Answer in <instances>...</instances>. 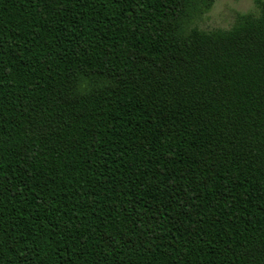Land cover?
Here are the masks:
<instances>
[{
	"label": "trees",
	"instance_id": "16d2710c",
	"mask_svg": "<svg viewBox=\"0 0 264 264\" xmlns=\"http://www.w3.org/2000/svg\"><path fill=\"white\" fill-rule=\"evenodd\" d=\"M0 0V264H264V0Z\"/></svg>",
	"mask_w": 264,
	"mask_h": 264
},
{
	"label": "rangeland",
	"instance_id": "374dc122",
	"mask_svg": "<svg viewBox=\"0 0 264 264\" xmlns=\"http://www.w3.org/2000/svg\"><path fill=\"white\" fill-rule=\"evenodd\" d=\"M257 14L256 0H215L211 10L196 22L203 31L229 30L240 14Z\"/></svg>",
	"mask_w": 264,
	"mask_h": 264
}]
</instances>
